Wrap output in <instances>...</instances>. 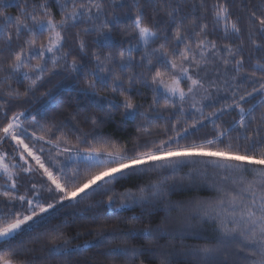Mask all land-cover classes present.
<instances>
[{"label": "snow or ice", "instance_id": "6c2138e0", "mask_svg": "<svg viewBox=\"0 0 264 264\" xmlns=\"http://www.w3.org/2000/svg\"><path fill=\"white\" fill-rule=\"evenodd\" d=\"M177 238L264 264V0H0V264H173Z\"/></svg>", "mask_w": 264, "mask_h": 264}, {"label": "trees", "instance_id": "16d2710c", "mask_svg": "<svg viewBox=\"0 0 264 264\" xmlns=\"http://www.w3.org/2000/svg\"><path fill=\"white\" fill-rule=\"evenodd\" d=\"M67 83V82H66ZM197 195H204V193H197L194 191H186V192H180V190H177V194H174L171 196V200L175 203L178 201H186L188 200L190 197L193 196H197ZM134 213L132 212H126L124 213V215L126 216H131ZM165 215L164 212L160 213V216L156 218V220L154 221L155 223H159V220ZM173 216H177L179 215L178 210H174L172 212ZM138 226H143V225H138ZM167 241H161V243H166ZM172 243L176 246V254L173 256V264H182V262L185 260V257L179 255V252L181 251V247L182 245H193L198 243V241L195 240H191V239H186V240H180V239H174L172 240Z\"/></svg>", "mask_w": 264, "mask_h": 264}]
</instances>
